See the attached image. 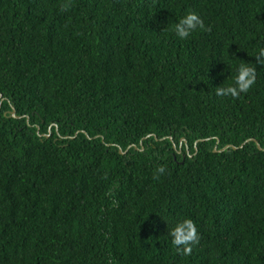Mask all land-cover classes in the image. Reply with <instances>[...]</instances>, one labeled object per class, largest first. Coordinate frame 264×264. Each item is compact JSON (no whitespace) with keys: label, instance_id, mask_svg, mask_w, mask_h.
<instances>
[{"label":"trees","instance_id":"trees-1","mask_svg":"<svg viewBox=\"0 0 264 264\" xmlns=\"http://www.w3.org/2000/svg\"><path fill=\"white\" fill-rule=\"evenodd\" d=\"M261 47L264 0H0V264H264Z\"/></svg>","mask_w":264,"mask_h":264},{"label":"clouds","instance_id":"clouds-1","mask_svg":"<svg viewBox=\"0 0 264 264\" xmlns=\"http://www.w3.org/2000/svg\"><path fill=\"white\" fill-rule=\"evenodd\" d=\"M67 4H62L60 10L65 12L68 10ZM209 31L202 18L195 12L189 11L179 22L175 24L174 31L176 35L185 39L195 31L196 29ZM255 61L261 65H264V47L259 48L258 53L254 56ZM256 82V68L247 63H241L236 68V75L233 78V83L226 87H217L216 95L218 96H231L232 98H238L241 93H247ZM156 175L154 179H159L160 175L165 173L164 166H158L156 169ZM108 196H112V192L106 193ZM169 235L172 237L171 243L176 247L177 252H182L184 255H190L192 252V245L199 242V235L196 225L191 218H184L177 222L170 230Z\"/></svg>","mask_w":264,"mask_h":264},{"label":"water","instance_id":"water-1","mask_svg":"<svg viewBox=\"0 0 264 264\" xmlns=\"http://www.w3.org/2000/svg\"><path fill=\"white\" fill-rule=\"evenodd\" d=\"M11 115L13 116V117H17L16 115H15V111H14V109H12L11 110ZM248 140H250V141H254L255 143H256V146H257V148L258 149H262L261 147H260V145L258 144V142L255 140V139H248ZM247 140V141H248ZM243 144H241L240 145V147L242 146ZM229 147H231V148H233V149H235L236 147L235 146H233V145H225L224 147H222L221 149H219V151H222V150H224V149H226V148H229ZM129 148V146L127 147V149ZM262 150H264V149H262ZM120 151V150H119ZM213 151H216V148H214L213 149ZM121 153H122V151H120Z\"/></svg>","mask_w":264,"mask_h":264}]
</instances>
